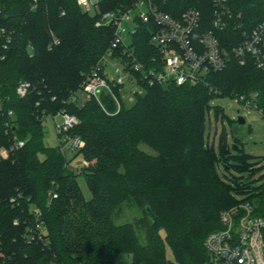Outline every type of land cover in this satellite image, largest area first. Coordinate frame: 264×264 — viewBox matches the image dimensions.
Masks as SVG:
<instances>
[{
	"label": "trees",
	"instance_id": "16d2710c",
	"mask_svg": "<svg viewBox=\"0 0 264 264\" xmlns=\"http://www.w3.org/2000/svg\"><path fill=\"white\" fill-rule=\"evenodd\" d=\"M230 1L249 29L264 19V0ZM0 2V28L10 36V42L0 38V150L27 141L0 159V264H116L121 254L130 256L132 264H208L204 241L221 228V212L264 195V184L253 180L260 168L252 156L242 154L240 140L234 143L236 163L230 165L226 139H220L225 170L241 173L223 178L205 135L206 113L215 98L259 92L264 106V79L254 62L241 66L233 58L225 70L197 86H150L139 77L143 93L130 107L122 100V86L113 91L120 110L110 94L102 95L101 104L91 99L81 106L69 98L110 49L114 29L97 27L99 15L84 12L77 0ZM132 3L100 0L99 7L105 13ZM156 3L176 19L195 8L202 14L200 33L213 29V0ZM234 33L216 35L223 47H230ZM150 40L147 26L140 25L132 44L141 62L152 68L159 50ZM20 82L32 87L24 98L17 95ZM63 110L79 120L70 134L85 142L78 154L88 163L84 174L90 200L59 147L45 144V118ZM142 144L158 155L145 154ZM124 205H138L145 217L117 225ZM39 222L43 232L36 230Z\"/></svg>",
	"mask_w": 264,
	"mask_h": 264
},
{
	"label": "built area",
	"instance_id": "2783aa9c",
	"mask_svg": "<svg viewBox=\"0 0 264 264\" xmlns=\"http://www.w3.org/2000/svg\"><path fill=\"white\" fill-rule=\"evenodd\" d=\"M99 3L100 0H77L84 12L92 16L99 15L97 27L114 29V38L110 49L86 76L81 90L70 96V103L83 106L91 99H96L101 104L102 95L110 94L120 110V104L113 94L116 87H124L131 81L138 82L139 77L150 86H197L206 83L208 75L225 70L233 58L241 66L249 61L254 62L264 79V19L249 29L242 14H237L230 0H213V29L202 33V14L195 8L187 9L181 18L176 19L162 12L156 0H133L128 8L121 7L105 13H101ZM132 14H135L134 18ZM3 15L0 2V20ZM131 20L134 22L132 39L140 25H146L151 34V45L159 50L152 59V68L141 62L132 42L128 43L124 37L123 24ZM230 30L236 31L230 38L231 46L223 47L216 33ZM4 36L10 42L6 29L0 28V38ZM58 43L54 39V45ZM113 61L115 77L111 78L108 68ZM31 88L30 83L20 82L17 95L24 98ZM232 98L242 104L245 111H256L264 117L259 92ZM8 115L12 120L15 117L13 111H9ZM57 116L63 119L61 124L56 123L58 147L68 161L67 151L78 152L84 148L85 142L70 134L79 125L75 115L63 110L54 115L55 118ZM26 143V140L18 141L9 149L2 148L0 158L8 159L12 152L23 148ZM260 207V204L241 201L221 212V228L211 232L204 241L208 264H264V214L260 213ZM35 214L41 219L39 210H35ZM36 230L43 232L41 222L36 225ZM30 234L31 240H35L37 232L32 229Z\"/></svg>",
	"mask_w": 264,
	"mask_h": 264
},
{
	"label": "rangeland",
	"instance_id": "374dc122",
	"mask_svg": "<svg viewBox=\"0 0 264 264\" xmlns=\"http://www.w3.org/2000/svg\"><path fill=\"white\" fill-rule=\"evenodd\" d=\"M135 14H132L131 17L134 18ZM123 28L125 29L124 37L128 43L132 42L131 32L134 29V22L126 21L123 24ZM115 62L109 63L108 73L111 78L115 77L114 71L115 68L113 66ZM142 94L143 89L142 86L139 85V81H131L126 84L121 90L122 100L124 101L127 107H130L135 102V95ZM210 109L206 113V139L208 140V144L210 146H214L216 154L218 156V160L220 161L217 166L219 174L223 177L231 178L232 176H236L235 178L240 176L239 171H226L224 158L221 156L220 149V139L221 137H225L227 148L229 149L226 152L225 158L228 159L227 163L230 165H235V158L237 155V151L234 149L235 140H240V149L242 154L250 155L254 159L252 163H256L255 168H260L258 170L253 180L256 181V185L260 186L264 184V117L256 112V111H245L242 104L236 102V100L232 97H219L210 101L209 103ZM220 108L221 112L217 113V109ZM242 117L245 119L246 123L241 125L238 121V118ZM63 122L62 117H54L47 116L44 120V132H45V144L49 148H57L59 146L58 143V135L56 131V123L61 124ZM238 144V143H237ZM140 149L149 156H157L158 154L152 150L147 145H140ZM67 150V146H66ZM41 159L44 157L40 156ZM67 158L69 161L68 167H70L71 171H74L77 175V181L80 186V189L86 200H90L92 198V193L88 187L87 181L85 179V168L88 166V163L83 158L82 155H79L76 151H67ZM2 159V158H0ZM224 178V177H223ZM225 180V179H224ZM233 180V178H232ZM234 181V180H233ZM232 195L236 199L242 198L241 196H237L236 191H233ZM264 195L255 196L250 198L249 202L255 204L264 203L262 199ZM145 217L143 209L138 207V205H134L133 207H128L126 205L123 206L122 214L115 219L117 225H124L127 223L134 224ZM139 236L142 238V241L145 240L143 236V231L139 228L137 229ZM167 257L169 260L173 259V255L170 249L167 248ZM116 264H132V259L127 254H121L116 261ZM176 264V263H173Z\"/></svg>",
	"mask_w": 264,
	"mask_h": 264
},
{
	"label": "water",
	"instance_id": "95a60500",
	"mask_svg": "<svg viewBox=\"0 0 264 264\" xmlns=\"http://www.w3.org/2000/svg\"><path fill=\"white\" fill-rule=\"evenodd\" d=\"M238 121H239V123H240L241 125H244V124L246 123L245 119L242 118V117H239V118H238ZM236 149H237V148H236ZM246 183H249V180H247Z\"/></svg>",
	"mask_w": 264,
	"mask_h": 264
}]
</instances>
